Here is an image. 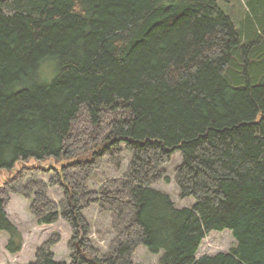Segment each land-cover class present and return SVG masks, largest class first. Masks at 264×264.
<instances>
[{
  "label": "trees",
  "instance_id": "16d2710c",
  "mask_svg": "<svg viewBox=\"0 0 264 264\" xmlns=\"http://www.w3.org/2000/svg\"><path fill=\"white\" fill-rule=\"evenodd\" d=\"M249 7L239 29L218 0H0V171L65 162L48 171L59 204L42 167L0 187L9 253L24 242L6 212L15 194L41 224L70 226L71 264H135L139 247L162 252L159 264H264V0ZM126 152V172L91 190ZM176 152L193 209L152 189ZM93 207L112 218L105 254L88 240ZM224 230L232 252L197 258ZM60 242L52 235L30 264H68Z\"/></svg>",
  "mask_w": 264,
  "mask_h": 264
},
{
  "label": "rangeland",
  "instance_id": "374dc122",
  "mask_svg": "<svg viewBox=\"0 0 264 264\" xmlns=\"http://www.w3.org/2000/svg\"><path fill=\"white\" fill-rule=\"evenodd\" d=\"M220 7L232 16L233 21L239 28L244 19H251L250 4H256L262 0H218ZM240 29V28H239ZM51 160V161H50ZM183 161V156L180 152H176L169 164L165 166L167 180L161 181L158 185L152 187L167 196L175 203L178 209H193L196 205L194 199H183L180 197L179 189L175 179V170ZM131 156L128 152L123 154L122 169L116 172L114 168L107 166L104 167L95 175L89 183L91 190L97 191L100 189L102 182L105 179H114L122 176L130 166ZM65 162H57L53 159L42 161H20L12 170L0 171V187L6 183L11 182L17 176V173L24 168H44V173L38 176V180L44 182L49 190V198L51 201L59 204L64 197V193L59 187H52L49 183L52 176H55L56 171L48 172L50 169H60L61 165ZM49 173V174H48ZM10 203L7 208L9 220L18 227L23 237V246L19 254H11L7 251L6 247L9 241V235L0 232V264H30L36 261L37 250L44 242L49 240L52 235L59 234L61 242L53 249L56 261L72 263L71 251L69 244L73 239V234L70 226L59 219V222L54 225H44L31 213L30 205L31 200L24 197L10 194ZM85 217L91 224V234L88 237L95 249L100 250L102 254L108 251L109 245L115 237L111 228L112 218L109 213L102 212L98 207H93L86 211ZM236 241L229 230L222 232L213 231L207 235L202 242L200 249L197 253V258L202 256H215L219 253L229 254L236 247ZM152 254L146 247H139L133 257L135 264H159L160 256Z\"/></svg>",
  "mask_w": 264,
  "mask_h": 264
},
{
  "label": "bare ground",
  "instance_id": "6f19581e",
  "mask_svg": "<svg viewBox=\"0 0 264 264\" xmlns=\"http://www.w3.org/2000/svg\"><path fill=\"white\" fill-rule=\"evenodd\" d=\"M51 161V160H50ZM5 172V170H3ZM10 171V170H9Z\"/></svg>",
  "mask_w": 264,
  "mask_h": 264
}]
</instances>
